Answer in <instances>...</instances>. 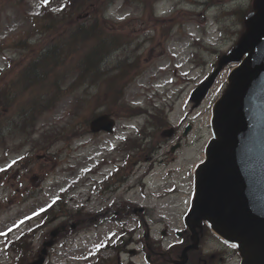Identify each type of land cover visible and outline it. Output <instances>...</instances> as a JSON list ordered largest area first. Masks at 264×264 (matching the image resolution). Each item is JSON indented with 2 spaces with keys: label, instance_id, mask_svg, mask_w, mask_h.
Segmentation results:
<instances>
[{
  "label": "rangeland",
  "instance_id": "rangeland-1",
  "mask_svg": "<svg viewBox=\"0 0 264 264\" xmlns=\"http://www.w3.org/2000/svg\"><path fill=\"white\" fill-rule=\"evenodd\" d=\"M44 1L0 0V70L5 68L8 58L15 64L27 60L32 49L39 50L49 40L60 36L71 21L86 25L96 23L95 38L102 46L98 54L102 53L103 57L97 68H91L85 77L70 85L81 69L78 66L80 55L75 53L62 77L67 89L51 106L39 110L35 122L27 129L23 131V128L12 125L6 136L0 138V264H16V254L5 248L6 238H15L38 222L42 230L33 233L32 242L27 244L28 258L34 259L43 241L50 239V231L58 229L52 236V246L44 264H84L88 246L98 243L111 230L118 231L112 221L114 215L122 218L128 227L137 228L133 234L135 243H138L136 249L140 245L138 239L144 236L145 222L153 236H159L160 229L172 231L183 226L184 215L192 203V173L204 157L205 146L213 135L210 126L212 104L223 91L224 79L233 64L223 67L200 107H192L189 94L217 58L210 49L222 52L236 45L245 27L242 15L249 11L253 2L213 0L212 7L200 10L191 3L193 0H157L153 8L149 7L152 0H100L80 12L74 9L58 28L47 30L41 27L44 16L36 17ZM62 1L51 0L49 4L58 10ZM200 1L206 5V0ZM105 11L106 17L103 15ZM84 13L88 16L83 17ZM155 14L159 16L155 17ZM206 22L209 23L207 32ZM162 25L173 27L172 35L165 43L159 28ZM201 35H206L207 46L194 39ZM21 37L24 39L17 41ZM94 44L89 41V46ZM215 44L217 47L213 48ZM133 60L137 66L124 84L123 98L111 102L107 82H111V91L117 88L120 82L116 74L119 70L125 73L129 69L125 61ZM190 62L197 68L191 69ZM13 71L12 68L0 75V90L3 89L1 82L6 81ZM21 101L22 96H18L16 102ZM123 103L151 109L154 115L149 118L147 115L127 117L125 115L133 110ZM19 108L3 107L1 111L13 122L14 111ZM103 110L117 118L115 135L92 134L88 129L92 114ZM187 121L193 127L184 138L182 127ZM168 122L180 123L178 136H181L182 145L175 152L174 162L160 163L159 159L175 141V138L162 134L169 126ZM135 124L148 127V135L142 144L135 138L142 147V159L151 154L155 144L153 161L146 163L150 169L138 167L139 146L129 149L119 146L113 156L121 159L126 150L129 164L117 174L119 179L115 176L107 184L124 180L120 188L114 192L109 188L108 192L99 195L91 189V183L86 187L89 181L83 179L85 169L90 166L89 171L96 173L98 178L102 173L99 167L104 165V151L110 144L119 143L117 139L123 134L131 132L124 126ZM158 144L162 146L159 148ZM26 154L29 155L24 159ZM40 164L44 165L45 173L41 172ZM109 167L112 168V164L103 170L106 172ZM141 176L146 182L142 190L139 188ZM58 199L61 201L57 202ZM62 204L65 214L60 209ZM48 206H51L49 211L39 213ZM134 206L144 208L135 212ZM67 209L72 213L68 215ZM61 215L65 216L64 219L59 217ZM102 218L108 221L102 222ZM96 222H100V226L94 227ZM203 234L205 249L216 245L208 232ZM142 243L152 245V241L145 237ZM103 256L110 258L114 253L104 252ZM140 257L139 254L131 257L121 254L120 259L122 264H126L128 258L133 264H140ZM229 259L228 264H239L237 253ZM98 264H119V261L114 257L107 263Z\"/></svg>",
  "mask_w": 264,
  "mask_h": 264
},
{
  "label": "water",
  "instance_id": "water-1",
  "mask_svg": "<svg viewBox=\"0 0 264 264\" xmlns=\"http://www.w3.org/2000/svg\"><path fill=\"white\" fill-rule=\"evenodd\" d=\"M247 18V32L231 52L239 61L229 86L216 101L206 160L196 170L197 193L187 224L206 218L224 238L237 241L241 264H264V0ZM212 78L192 94L197 103ZM108 115L93 119L90 127L111 130ZM45 248L42 252L44 253ZM29 264H42L43 256Z\"/></svg>",
  "mask_w": 264,
  "mask_h": 264
},
{
  "label": "trees",
  "instance_id": "trees-1",
  "mask_svg": "<svg viewBox=\"0 0 264 264\" xmlns=\"http://www.w3.org/2000/svg\"><path fill=\"white\" fill-rule=\"evenodd\" d=\"M92 2L98 4L100 0H65L57 12L44 7L46 15L42 19L41 27L47 30L58 28L65 19L72 15L74 9L80 12L86 6L92 5ZM62 15H65L64 18H59ZM96 30L95 23L86 25L71 21L60 36H57L40 54L21 67L18 75L16 73L12 80L3 82L4 89L0 90V138L5 136L10 129V122H7L8 117H4L1 111L3 107L9 106V88L13 87L15 90L27 93L25 106L20 109L22 121L40 107L51 106L62 92L60 84L63 75L68 70L67 60L71 54L77 52L81 54L82 59L78 62V66L81 67L82 74L85 75L91 68H97L101 56L98 54V45L83 48L85 41L94 36Z\"/></svg>",
  "mask_w": 264,
  "mask_h": 264
},
{
  "label": "flooded vegetation",
  "instance_id": "flooded-vegetation-1",
  "mask_svg": "<svg viewBox=\"0 0 264 264\" xmlns=\"http://www.w3.org/2000/svg\"><path fill=\"white\" fill-rule=\"evenodd\" d=\"M187 126H189V128L191 127L190 124L184 125L182 127V134H186L185 129ZM170 128L169 137L175 138V141L172 142L166 154L159 159L160 163L161 161L165 163L174 162L175 155L173 154V152H176L181 146L182 139L181 136H178L179 127L175 125ZM162 134H168V132L163 130ZM165 139L167 138H164V140ZM156 146L160 148L162 144H158ZM142 151L143 150H141L139 147L137 152L138 167L141 169L149 170L150 166L146 165V163L153 161L152 158L153 153H155V144L152 145V148L150 150L151 154L146 156L144 159H142L140 156V153ZM196 230L198 233L197 244L195 247L191 248L188 251V257L184 259L182 254L183 249L187 245L193 243V237L187 230L168 231L166 228H164L159 230V236H153L151 234L150 226L144 223V237L148 238V241L150 239V241H152V245L150 246V244L146 245L145 243L139 242L140 245L137 248V251L143 250L144 260L147 262V264H215V254L206 255L203 253L204 226L197 227ZM130 251L135 250L128 249V253H130ZM225 251L226 250H223L222 253H225Z\"/></svg>",
  "mask_w": 264,
  "mask_h": 264
}]
</instances>
